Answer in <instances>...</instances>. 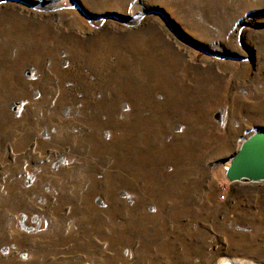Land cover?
<instances>
[{"label": "rangeland", "instance_id": "obj_1", "mask_svg": "<svg viewBox=\"0 0 264 264\" xmlns=\"http://www.w3.org/2000/svg\"><path fill=\"white\" fill-rule=\"evenodd\" d=\"M260 129L264 0H0V264H264Z\"/></svg>", "mask_w": 264, "mask_h": 264}, {"label": "bare ground", "instance_id": "obj_2", "mask_svg": "<svg viewBox=\"0 0 264 264\" xmlns=\"http://www.w3.org/2000/svg\"><path fill=\"white\" fill-rule=\"evenodd\" d=\"M145 65L147 68L142 69L141 72L144 74L140 78H135V69L139 71L140 67L133 63L134 67L129 68V73L126 76H131L133 77V86L136 88H140L141 91L138 92L139 96L140 93H143L144 91L142 90L144 88V83H146L147 80H152L153 78L155 79L157 85L160 86H166L169 89V92H175V94H179L180 97H178V108L181 107V105L184 106V117L189 118V114H192L193 112V104L189 100V94H188V88L181 82L186 80L187 76H184L183 74L185 73L184 71H176L175 67H163V63L158 59L148 57L145 58ZM140 72V71H139ZM150 78V79H149ZM147 79V80H143ZM205 77L199 78L197 80V86H202L205 84ZM129 81V80H128ZM177 104V103H176ZM177 106V105H176ZM220 264H237L234 261H231L229 259H224L220 262Z\"/></svg>", "mask_w": 264, "mask_h": 264}, {"label": "water", "instance_id": "obj_3", "mask_svg": "<svg viewBox=\"0 0 264 264\" xmlns=\"http://www.w3.org/2000/svg\"><path fill=\"white\" fill-rule=\"evenodd\" d=\"M226 177L232 182H264V129L253 132L243 140L229 159Z\"/></svg>", "mask_w": 264, "mask_h": 264}]
</instances>
